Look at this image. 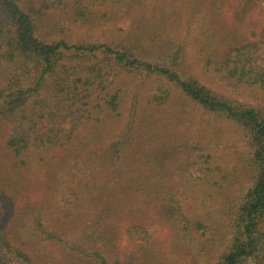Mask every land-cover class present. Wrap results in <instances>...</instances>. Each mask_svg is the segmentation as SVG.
<instances>
[{"label":"trees","instance_id":"16d2710c","mask_svg":"<svg viewBox=\"0 0 264 264\" xmlns=\"http://www.w3.org/2000/svg\"><path fill=\"white\" fill-rule=\"evenodd\" d=\"M257 10L264 0H0V264H264ZM171 23L191 34L170 39ZM83 29L105 40L70 38ZM226 125L248 148L236 201ZM202 237L219 254H193Z\"/></svg>","mask_w":264,"mask_h":264},{"label":"rangeland","instance_id":"374dc122","mask_svg":"<svg viewBox=\"0 0 264 264\" xmlns=\"http://www.w3.org/2000/svg\"><path fill=\"white\" fill-rule=\"evenodd\" d=\"M256 19L262 22L261 26H264L263 15L260 14L258 10L256 13ZM186 27V25L178 27L177 25L171 23L169 24V26L166 25V35H168V37L172 40L181 42L185 38L187 39L188 33L191 34V32H189ZM257 29L259 30V28ZM104 30H107V28H104ZM258 30L255 32L258 33ZM68 33L70 34V38L80 42H93L96 40H105L104 36L101 37V31L91 30L90 32H87V30L83 29L71 30ZM194 38L195 36H193V39ZM225 131H227L228 141L226 143H228V145L226 144V146H224V151L220 155L226 157L225 159L229 161V171L234 174L233 179L236 181V183L233 186L230 185L231 189L225 192L224 196L228 194V196L232 195V200L236 201L243 195L245 191L244 188L250 186V183H248L249 172L246 169L247 165L243 164L242 160L239 159V157L242 158L248 153V148L246 147V141L245 139H243L242 132L240 130L232 128L230 125H226ZM221 147L223 148V146ZM236 155H239L237 159H235ZM193 173L194 175H198L197 173L200 172L196 173L194 171ZM159 236L160 239L165 242V246H169V244L177 245L175 240L173 241V239H171L167 228L159 230ZM206 241L207 240L205 237H202L200 239H193V254H196V256H199L200 254L201 260H204V257H207L209 253H211L213 256H216V254H219L220 250L224 246V242L222 241L216 242L217 245L215 246H212L209 242ZM121 244L123 250L133 251L137 247L136 243L132 242L125 233L122 235ZM175 254L180 255V250H177ZM199 264H205V262H200Z\"/></svg>","mask_w":264,"mask_h":264}]
</instances>
